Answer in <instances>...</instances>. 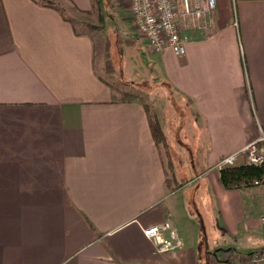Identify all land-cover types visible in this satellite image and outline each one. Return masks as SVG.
I'll return each instance as SVG.
<instances>
[{
    "label": "crops",
    "instance_id": "obj_1",
    "mask_svg": "<svg viewBox=\"0 0 264 264\" xmlns=\"http://www.w3.org/2000/svg\"><path fill=\"white\" fill-rule=\"evenodd\" d=\"M178 2L181 56L154 50L125 1L158 79L190 108L152 103L169 162L147 103L117 98L97 71L93 33L55 6L0 0V264H251L264 248V210L215 167L264 129V0H220L201 17ZM167 220L185 245L158 252L143 228Z\"/></svg>",
    "mask_w": 264,
    "mask_h": 264
},
{
    "label": "rangeland",
    "instance_id": "obj_2",
    "mask_svg": "<svg viewBox=\"0 0 264 264\" xmlns=\"http://www.w3.org/2000/svg\"><path fill=\"white\" fill-rule=\"evenodd\" d=\"M94 1V8L89 13H78L74 10L69 12L62 3L58 2V4L65 14L70 13L69 15L74 17L72 21L79 30L89 31L97 39L96 68L99 74L117 90L116 97L138 98L150 105L154 112L157 108H153L152 103H163L168 96L170 98L167 103L169 113H171L170 108L173 110V106L179 101L178 104L182 102V105L178 106V111L190 114L187 100L174 92L163 79L160 77L158 79L161 71L160 64L146 58V44L138 39L134 30L130 28L126 0ZM247 192L251 195L246 198L247 207H253L252 210L256 212L264 210V183L249 187ZM201 207L202 213L210 212V204H202ZM212 212L214 214V211ZM205 247V243H202L201 255ZM250 261L251 264H255L251 258Z\"/></svg>",
    "mask_w": 264,
    "mask_h": 264
},
{
    "label": "built area",
    "instance_id": "obj_3",
    "mask_svg": "<svg viewBox=\"0 0 264 264\" xmlns=\"http://www.w3.org/2000/svg\"><path fill=\"white\" fill-rule=\"evenodd\" d=\"M130 22L139 35L157 51L171 49L176 55L186 53L185 38L178 23L180 4L178 0H128ZM194 1V3L192 2ZM220 0H181L184 13L201 17L217 7ZM234 4L238 0H232ZM240 156L245 163L264 165V129L260 127L258 137L246 143L239 151L220 159L215 167L221 169L236 165ZM264 226V215L261 217ZM144 235L155 245L158 252H170L185 245L183 236L169 220L143 228ZM255 264H264V248L251 253Z\"/></svg>",
    "mask_w": 264,
    "mask_h": 264
},
{
    "label": "trees",
    "instance_id": "obj_4",
    "mask_svg": "<svg viewBox=\"0 0 264 264\" xmlns=\"http://www.w3.org/2000/svg\"><path fill=\"white\" fill-rule=\"evenodd\" d=\"M36 1L55 6L63 11V8H61L56 0ZM145 107L151 123L153 136L157 143L164 145L167 158L170 162L171 155L169 150V143L163 131V128L161 127L157 119L156 113L152 111L151 106L146 104ZM219 180L227 189H242L252 187L257 183H264V165H254L244 162L242 164L226 166L219 170Z\"/></svg>",
    "mask_w": 264,
    "mask_h": 264
}]
</instances>
